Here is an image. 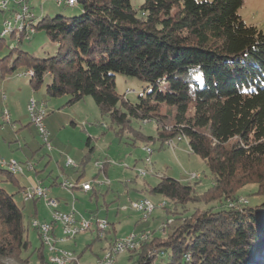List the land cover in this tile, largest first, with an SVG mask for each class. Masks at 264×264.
Instances as JSON below:
<instances>
[{
    "label": "trees",
    "instance_id": "trees-1",
    "mask_svg": "<svg viewBox=\"0 0 264 264\" xmlns=\"http://www.w3.org/2000/svg\"><path fill=\"white\" fill-rule=\"evenodd\" d=\"M244 1L144 0L135 6L132 0H77L79 14L33 22L36 31L44 29L60 43L57 54L42 58L0 36L4 76L32 70L38 90L50 74L49 96L68 95L67 105L92 96L120 129H129L132 119L154 120L159 114L162 146L180 135L206 161L213 185L206 191L211 195L200 200L217 206L179 215L181 223L171 232L173 221L164 225L165 236L154 230L131 251L138 264H157L167 249L168 264H264V201L240 200L241 188L251 182L264 195V31L242 18ZM117 73L144 80L150 94L131 102L116 89ZM163 106L168 112L161 116ZM90 140L84 162L94 151ZM0 171L16 180L9 169ZM160 177L151 193L179 204L197 201L195 182ZM30 247L23 209L15 194L0 186V264H28L24 253Z\"/></svg>",
    "mask_w": 264,
    "mask_h": 264
},
{
    "label": "rangeland",
    "instance_id": "rangeland-1",
    "mask_svg": "<svg viewBox=\"0 0 264 264\" xmlns=\"http://www.w3.org/2000/svg\"><path fill=\"white\" fill-rule=\"evenodd\" d=\"M143 1L132 0L135 6H139ZM28 3L32 12L37 15V19L34 16L35 24L47 15L56 16L57 14H63L74 16L82 10L79 4L69 5L65 0L62 3H59L58 0H28ZM12 8L17 9L18 5H11L10 9ZM10 11L12 10L0 12V36L3 32L4 21L11 15ZM239 13L248 24L256 25L264 31V0H245ZM5 38L11 46L18 44L21 49L40 58L57 54L60 47V43L53 41L44 29H38L30 40L24 37L21 43H18V35L9 33ZM70 46L71 42L67 40L62 51L66 54ZM5 53L6 51L0 52V56ZM2 75L0 73V77ZM23 78L25 81L29 79L28 75L23 76ZM51 78V75L47 74L44 78V83L35 93L32 92V86H30V89L31 96L47 104L48 115L45 124L51 132L50 137L54 149L50 150L44 145L38 129L33 123H29L31 116L28 109V101L25 110L23 109V94L21 98L18 92H24L28 89L25 83L11 88L4 84L0 88V111L6 109L4 104L7 105V103L2 101V97L6 95L10 100L17 102V108L22 114V117H20L22 125L20 121H15L14 117H12L13 121H15H12L13 123L2 121L0 125V145L3 144V150L7 152L6 159L8 161L15 159L23 165L28 162L34 164L33 169H26L25 174H18L21 185H25L27 188L26 191L38 185L40 178L45 181L47 186H50V183L55 179H58L61 183L65 181L78 183V178L83 173L84 175L79 179L80 183H78L81 185L86 180L97 181L104 179L105 174L108 175L111 185L94 184V186L99 188L98 195L93 198L90 195H77L79 208L87 215L91 214L89 218H92L95 224L92 229L83 232L78 237L80 245H85L78 247L76 252L80 253L87 244L91 243L92 249H87L85 256L92 257L93 252H100L103 247L109 246V242H113L116 237L123 238L128 234L141 233L148 229L155 230V235L165 236L164 225L173 221V225L167 228V232H171L175 228L174 226L181 223V221L175 219L179 215L182 218L190 217L195 213L210 211L217 206V201L205 203L200 200L204 195H211L207 194L206 191L213 185V174L206 161L200 155L193 153L185 140L177 141L178 145L174 148L162 146L157 129L159 114L157 119L154 120L132 119V122L126 126L129 129H120L108 116L102 115L92 96H85L81 101L71 105L66 104L70 98L68 95L49 96L46 93V87L50 83ZM146 85L147 83L138 77L123 73L116 74L117 91L120 94L125 93L126 98L133 103L138 102L140 94H150V88ZM55 103H60V105L53 107ZM162 108L160 115L168 112V108L166 109L165 106ZM168 127L171 128L169 125ZM145 136H153L155 139H144ZM90 137L94 151L88 154L89 159L84 162L83 159L89 152L88 139ZM147 146H151L154 149L150 165L145 162L147 154L144 148ZM1 156L5 157V155ZM69 158L81 164L82 167L78 169L68 167L66 163ZM97 163L105 165L106 172L99 170ZM145 168L153 171L146 176H140L138 169ZM192 173L200 175L192 178ZM160 175L173 177L182 182H186L188 179L195 182V199L197 201L179 204L170 201L165 196L151 193L150 187L161 180ZM0 177L3 178V175H0ZM196 177L198 178L196 179ZM1 178L0 186L9 193H14L17 204L23 209L25 227L32 241V246L24 253V256L30 257L28 264H40L38 248L41 247V241L37 228L33 226V220L37 216L40 221L49 220L51 218V209L44 200H40L37 203L39 215L36 216L34 199L24 200L23 191L18 192L19 186L12 182L2 181L3 179ZM144 187H149L148 191H143L142 188ZM258 189V183L251 182L246 184L240 190V200L249 199L250 205L262 203L264 195H260ZM142 192H145L146 196H148L145 198H149L157 205L146 222H142L138 213L132 209L133 201L137 200L136 198ZM68 196L72 201L71 195ZM164 200H169L167 208H165L167 204L164 207L160 206V204L165 202ZM232 203L229 202V206ZM97 219L109 220L115 224V230L113 228L108 229L107 238L98 236ZM169 252L171 250L167 249L166 253H163L167 254L164 259L160 258L156 263L168 264L170 261ZM132 255L133 259H131ZM114 259L116 264H138L136 262L138 260L137 256L129 250L118 254Z\"/></svg>",
    "mask_w": 264,
    "mask_h": 264
},
{
    "label": "built area",
    "instance_id": "built-area-1",
    "mask_svg": "<svg viewBox=\"0 0 264 264\" xmlns=\"http://www.w3.org/2000/svg\"><path fill=\"white\" fill-rule=\"evenodd\" d=\"M64 0H58L59 3H62ZM69 5H75V0H65ZM13 3V4H11ZM18 5L17 9H10L11 5ZM7 10H12L10 17H7L4 21V28L1 35H8L10 29H17L20 30V37L18 38V42L23 40L24 37L27 39H31L33 35L36 33V28H27V21L31 18H34L35 14L32 12L31 6L28 3V0H0V12H6ZM27 74L33 73L32 70H28ZM6 97V96H4ZM28 109L31 116V123L35 125L38 129L40 136L44 145L52 150L53 145L50 137V131L45 124V120L47 117V108L46 103L44 101H38L36 98L32 97L28 103ZM4 121L6 123H13L10 113L7 109L3 111ZM164 145V144H163ZM147 156L145 158V162L150 165L152 163L151 155L154 152V149H150L145 151ZM66 165L68 167L73 168H80L81 164L77 163L72 158L67 160ZM0 166L2 168L7 167H17L22 174H25L26 169H33L34 164L28 162L26 165L19 163L17 160L13 159L8 161L6 158H0ZM97 166L102 168L104 165L97 163ZM142 172H152L153 170L149 168L145 169H138ZM192 175H200L198 173H192ZM189 180V179H188ZM93 183H98L100 185H107L110 184V181L104 177V179L97 180V181H88L82 183V189L84 190H91L93 188ZM79 184L72 183L69 181H65L62 183V186L72 190L75 189ZM25 188L23 190V195L26 200L28 199H42L46 202V205L51 209L52 214V221H39L37 219L33 220V224L39 230L43 244L47 251L49 249H56L57 250V257H49V261L52 264H91V263H81L77 257V255L70 251L58 246L59 242H64L68 239L75 238L79 234L90 230L94 226V221L92 218L85 217L77 211L75 207H73L69 211H64L60 208L59 200L51 195L50 187L46 186L42 181L38 182V185L33 186L30 190ZM242 202L246 203L247 200H241ZM156 204V203H155ZM155 204H144L142 201L135 200L132 203V209L138 211L141 214L142 219L150 218L149 217V210ZM233 205V203L231 204ZM96 225L98 228V236L100 238H106V233L110 227L109 220H101L97 219ZM59 227L61 230L60 235H56L55 230ZM148 235H153V231L148 229L147 231H143L141 233H131L123 238H116L113 242L109 244L107 249H109V256H103L101 258V264H109V258H116V256L124 251H133L138 250V243H144L148 241ZM163 255V251L160 252Z\"/></svg>",
    "mask_w": 264,
    "mask_h": 264
},
{
    "label": "crops",
    "instance_id": "crops-1",
    "mask_svg": "<svg viewBox=\"0 0 264 264\" xmlns=\"http://www.w3.org/2000/svg\"><path fill=\"white\" fill-rule=\"evenodd\" d=\"M36 17L35 18H37V15H35ZM27 76L28 74L27 73H23V72H20V73H16V74H13V75H8L7 77H5L4 75H2V77H0V88L4 85V84H7V87L8 88H11V87H16V86H18L19 84H23V83H25V84H27V86H28V89L26 90V91H24V92H22V91H18L19 92V95L21 96V98H22V94H23V109H25L26 110V103H27V101H28V103H29V100L28 99H30V97L32 98L33 96H31V89H30V86H32V88H33V85H32V83H31V76H29L28 75V77H29V79H26V81H25V79L23 78V76ZM29 82V83H28ZM9 90V89H8ZM37 90H35L34 88H33V90H32V92H36ZM46 93H47V91H46ZM4 96H6V95H4ZM2 97V101H3V103H7V105L6 104H4V108H6L8 111H9V113H10V116H11V119H12V121H13V118L12 117H14V119H15V121H20V123H21V125H22V122H21V120H20V117H22V114H20V110L17 108V102L14 100H10V98H8L7 96L6 97ZM47 105V104H46ZM58 105H60V103H55V104H53V107H56V106H58ZM4 110V109H3ZM3 110H1L0 111V125H1V123H2V121L4 120L3 119ZM48 112V111H47ZM48 115V114H47ZM15 121H13V122H15ZM29 123H31V120H30V122ZM48 126L50 127V129L52 130V127L48 124ZM50 131V130H49ZM53 131V130H52ZM51 133V132H50ZM2 134H4L3 132H2ZM53 134H54V132H53ZM5 140H6V137H5ZM7 141V140H6ZM177 145H178V143H177ZM54 149V148H53ZM177 149V148H176ZM175 149V150H176ZM0 155H5V157H0V158H7V152L6 151H4L3 150V144L2 145H0ZM99 170H101L102 172L103 171H105L106 172V166L104 165V167H102V168H100L99 167ZM39 172V171H38ZM0 175H3V178H1V179H3L2 181H7V182H12V183H14L16 186H19V190H18V192H21V191H23V189L24 188H26V186L25 185H21V183H20V180H19V178H18V174H16L15 175V178H16V180L15 181H12V180H10L9 179V177H8V175H7V173L6 172H1L0 171ZM84 174L82 173L80 176H79V178H78V183H80V181H79V179L83 176ZM159 175V174H158ZM161 176V175H160ZM105 177L110 181V183H111V180H110V178L108 177V175L107 174H105ZM99 180H101V179H99ZM39 181H42L44 184H45V181L42 179L41 180V178H40V180ZM187 181H190V180H187ZM85 182H88V180H86ZM85 182H83V183H85ZM132 182V181H131ZM193 182V181H192ZM95 184H97V183H95ZM82 185V184H81ZM81 185H78L75 189H72V190H69V189H67V188H65V187H63L62 186V183L60 182V181H58V179H55V180H53V182H51L50 183V186L48 185V187H50V191H51V195H54L58 200H59V203H60V207L62 208V209H64V211H69V210H71L73 207H75L76 209H77V211L79 212V214H81V215H83V216H85V217H90V215H87L86 213H84L80 208H79V206H78V198H77V195H83V196H89L90 195V197L91 198H93L95 195H98V186H94V183H93V188L91 189V190H84V189H82V186ZM100 185V184H99ZM108 186L109 185H111V184H107ZM47 186V185H46ZM148 188L149 187H144V188H142V190L143 191H148ZM142 190H140V191H142ZM23 193V192H22ZM14 194V193H13ZM68 195H71V197H72V201L70 200V198H69V196ZM145 197H148V196H146V194H145V192H142V193H140V196L138 197V198H136L137 200H142L143 198H145ZM24 200H26L25 198H24ZM40 200H42V199H40ZM40 200H37V199H34V202H35V213H36V216L37 215H39V213H38V209H37V203L40 201ZM134 210V209H133ZM135 212H137L138 213V215L140 216V218H141V214L138 212V211H136V210H134ZM93 214V213H92ZM95 214V213H94ZM35 219H37V220H39V218H38V216H37V218H35ZM40 221V220H39ZM45 221H47V222H51L52 221V214H51V218L49 219V220H45ZM141 221L142 222H146V221H143L142 220V218H141ZM110 222V221H109ZM110 229H114L115 230V224L114 223H112V222H110V227H109ZM138 230V229H137ZM140 230V229H139ZM37 233H38V236H39V238H40V241H41V246H42V237H41V234H40V232H39V230L37 229ZM55 233H56V235H60L61 234V230H60V228L59 227H57L56 228V230H55ZM82 234V233H81ZM81 234H79L78 236H76L75 238H72V239H68V240H66V241H64V242H59L58 243V246L60 247V248H63V249H66V250H70V251H72V252H74L76 255H77V257H78V259H79V261L81 262V263H91V264H94V263H97V262H99V261H101L100 259L101 258H103V256H105L106 255V253H107V251H108V249H107V247L108 246H105V247H103L102 249H101V251L100 252H93L92 253V257H90V256H85L86 255V252H87V249H92V244L90 243V244H87L86 245V247H85V249H83L82 251H80V253H78V252H76L77 251V249H78V247H83L85 244H81L80 245V240L78 239V237L79 236H81ZM27 237H28V239L30 240V242H31V246H32V241H31V239L29 238V234H28V230H27ZM106 238H107V236H106ZM117 238V237H116ZM109 243H111V242H109ZM38 252H39V254H40V264H52V263H50V261H49V254L50 253H46V252H48L47 251V249L46 248H44V249H40V248H38ZM27 257V256H26ZM44 259H43V258ZM131 259H133V258H131ZM30 262V261H29ZM70 264H76V263H70Z\"/></svg>",
    "mask_w": 264,
    "mask_h": 264
},
{
    "label": "bare ground",
    "instance_id": "bare-ground-1",
    "mask_svg": "<svg viewBox=\"0 0 264 264\" xmlns=\"http://www.w3.org/2000/svg\"><path fill=\"white\" fill-rule=\"evenodd\" d=\"M77 0H75V3H76ZM33 18H31L29 21H27V28H35L34 25H33ZM10 34H15V35H18L20 37V30H17V29H10L9 31ZM2 36H6V35H2ZM28 75H32V73H29ZM183 140V137L182 136H178L176 138H167L165 141H164V145L167 146V147H170V148H174L176 147L177 145V141H181ZM152 149L151 146H147L144 148L145 151L147 150H150ZM6 169H9L11 172H13V174H19L21 173L19 171V169L17 167H7ZM140 176H146L148 174V172H142V171H139L138 173ZM196 175H193L192 178H195ZM198 177H196L197 179ZM142 201L144 204H155L153 203L149 198H143ZM166 204V202H163L162 204H160V206H163ZM157 207V205L155 204L151 210H149V217L150 215L152 214V212L154 211V209ZM144 221H147L149 220V218H146V219H143ZM33 226L35 227V224H33ZM152 237V235H148V240ZM142 245V243H138V248ZM49 257H57V250L56 249H49ZM105 256H109V249L106 253ZM187 259L189 260L190 257L188 256ZM94 264H101V261L97 262V263H94ZM109 264H116V260L114 258H109Z\"/></svg>",
    "mask_w": 264,
    "mask_h": 264
}]
</instances>
